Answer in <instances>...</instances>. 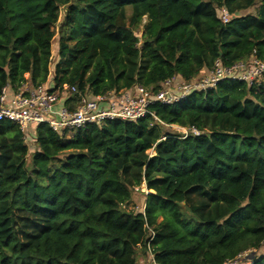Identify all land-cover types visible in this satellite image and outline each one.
I'll return each mask as SVG.
<instances>
[{
	"label": "trees",
	"instance_id": "trees-1",
	"mask_svg": "<svg viewBox=\"0 0 264 264\" xmlns=\"http://www.w3.org/2000/svg\"><path fill=\"white\" fill-rule=\"evenodd\" d=\"M55 26L49 82L75 87L68 106L85 92H154L217 58L264 60V0H0V94L48 82ZM149 110L69 138L41 122L29 163L23 132L0 119V264H136L138 251L156 264H223L262 247L264 74ZM142 185L143 211L127 208Z\"/></svg>",
	"mask_w": 264,
	"mask_h": 264
},
{
	"label": "built area",
	"instance_id": "built-area-1",
	"mask_svg": "<svg viewBox=\"0 0 264 264\" xmlns=\"http://www.w3.org/2000/svg\"><path fill=\"white\" fill-rule=\"evenodd\" d=\"M218 17L226 22L229 14L221 7ZM205 70L202 75L199 72L194 76L196 79L169 78L154 92L135 84L128 89L110 90L100 95L81 93L70 106L65 104V100L69 94L76 92L74 86L62 84L56 88L52 82H45L37 87L24 83L16 91L4 87L0 94V119L15 123L24 136L35 132V127L41 122L47 123L56 132L65 131L66 135L73 134L86 123L100 125L113 119L134 122L146 114H153L149 110V104L153 102L171 104L193 91L214 87L223 79L250 82L264 74V60L251 56L248 61H236L227 66L217 58L212 68Z\"/></svg>",
	"mask_w": 264,
	"mask_h": 264
},
{
	"label": "rangeland",
	"instance_id": "rangeland-1",
	"mask_svg": "<svg viewBox=\"0 0 264 264\" xmlns=\"http://www.w3.org/2000/svg\"><path fill=\"white\" fill-rule=\"evenodd\" d=\"M258 3L254 4L253 6H250L246 9L240 10L239 13L241 15H245V14H255L256 13V9H257ZM64 7L61 6L60 7V15L62 16L61 12H63ZM217 15L220 16V12H221V8H217L216 10ZM230 18V15L228 17V19ZM141 27V25H140ZM141 30L139 28L138 31L135 32L136 35H140ZM57 36H58V28L57 26H55V35L53 37L52 40V45H51V64H50V77H52V73H53V65L56 62V58H57ZM206 68H202L200 70V75H202L203 72H205ZM177 79H183L181 76H177ZM194 79H196L194 77ZM49 81H52V79H48ZM179 80V81H180ZM48 81V82H49ZM165 129L166 130H170L172 131H176L179 132L180 134H185L188 132L187 128L184 127H180L176 124H170V125H165ZM195 133H198L195 130ZM68 138L70 136H72V133H68L66 135ZM24 140L25 142L28 144L29 146V150H28V154L26 156V163H29L30 159H31V154L32 152L35 150V146L33 144V138L32 136L28 135V136H24ZM149 153H153V149H149L148 150ZM141 190H145L147 192V190L145 189V187H141L139 191H133L132 193V203H130L127 208H134L136 211H143L144 209V202H145V195L143 194V192H141ZM264 253V244L262 245V247L257 251V250H247L246 252L242 253L240 256H238L236 259L231 260L229 262H226L225 264H250L253 261L254 256L257 257L259 255V253ZM136 264H154L152 256L150 254H144L142 255L141 252L138 251L137 253V262Z\"/></svg>",
	"mask_w": 264,
	"mask_h": 264
},
{
	"label": "crops",
	"instance_id": "crops-1",
	"mask_svg": "<svg viewBox=\"0 0 264 264\" xmlns=\"http://www.w3.org/2000/svg\"><path fill=\"white\" fill-rule=\"evenodd\" d=\"M177 76H179V75H177ZM177 76H176V77H177ZM48 79H52V77H50V74H49ZM48 81H49V80H48ZM27 83L29 84V82H27ZM7 88H8V90H11V89H9V87H7ZM33 135H34V132L30 134V136H33Z\"/></svg>",
	"mask_w": 264,
	"mask_h": 264
}]
</instances>
